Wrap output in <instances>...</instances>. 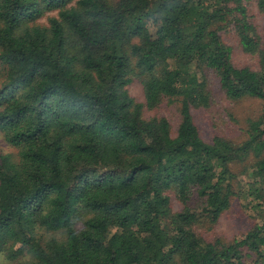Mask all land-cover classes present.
Wrapping results in <instances>:
<instances>
[{"label": "trees", "instance_id": "1", "mask_svg": "<svg viewBox=\"0 0 264 264\" xmlns=\"http://www.w3.org/2000/svg\"><path fill=\"white\" fill-rule=\"evenodd\" d=\"M253 2L264 13V0H0V135L14 150L0 154V264H264ZM230 29L256 68L234 63ZM211 74L228 98L262 101L242 141L201 134L192 108L210 105ZM165 99L180 104L175 132L143 114ZM242 195L261 212L247 232H197Z\"/></svg>", "mask_w": 264, "mask_h": 264}, {"label": "rangeland", "instance_id": "2", "mask_svg": "<svg viewBox=\"0 0 264 264\" xmlns=\"http://www.w3.org/2000/svg\"><path fill=\"white\" fill-rule=\"evenodd\" d=\"M249 15L251 20L256 23L261 31L264 26V13L261 12L256 4L248 3ZM41 21H46V17ZM223 38L233 47V61L237 66H250L256 68L259 65L256 56L246 52L233 30L223 33ZM210 88L212 92L211 103L207 107L192 108L194 118L201 134L207 140H211L215 135H221L235 141H242L245 138L244 128L247 125L246 120L257 116L262 107V101L256 98H242L232 100L228 98L221 89L218 79L214 74L210 75ZM129 93L137 102L144 103L145 96L143 86L138 79H135L127 86ZM179 102H173L165 99L157 108H143V114L146 118L154 116H164L172 123L175 132L179 121ZM14 152L0 135V154ZM242 166V165H239ZM239 170H241L239 168ZM239 182L244 180V176L238 177ZM246 180H248L246 178ZM244 188V187H243ZM242 188V189H243ZM253 197L236 196L231 207L220 217L216 223H204L196 226L197 232L206 240L213 241L218 238L225 241H232L235 237L247 232L254 221L260 217V209L255 207L256 200ZM182 204L178 198L173 196L172 207L177 210Z\"/></svg>", "mask_w": 264, "mask_h": 264}]
</instances>
